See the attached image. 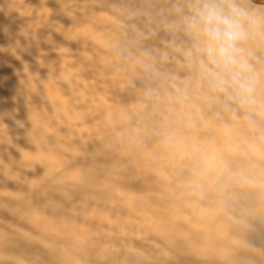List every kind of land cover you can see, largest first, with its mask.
I'll return each instance as SVG.
<instances>
[{
  "label": "bare ground",
  "instance_id": "bare-ground-1",
  "mask_svg": "<svg viewBox=\"0 0 264 264\" xmlns=\"http://www.w3.org/2000/svg\"><path fill=\"white\" fill-rule=\"evenodd\" d=\"M81 2L0 3V264H264V5L240 106L190 0Z\"/></svg>",
  "mask_w": 264,
  "mask_h": 264
},
{
  "label": "clouds",
  "instance_id": "clouds-1",
  "mask_svg": "<svg viewBox=\"0 0 264 264\" xmlns=\"http://www.w3.org/2000/svg\"><path fill=\"white\" fill-rule=\"evenodd\" d=\"M188 8L184 21L198 38L210 88L237 105L255 104L259 74L252 63L254 53L245 46L254 24L252 13L237 0H190Z\"/></svg>",
  "mask_w": 264,
  "mask_h": 264
},
{
  "label": "rangeland",
  "instance_id": "rangeland-1",
  "mask_svg": "<svg viewBox=\"0 0 264 264\" xmlns=\"http://www.w3.org/2000/svg\"><path fill=\"white\" fill-rule=\"evenodd\" d=\"M1 1H2V3H3L4 0H1ZM1 1H0V3H1ZM7 1H9L10 3L13 1V2H15V4L18 3V5H20V6H21V4L23 3V4H22V8L24 7L25 4H27V5L29 4L28 6H25V8H26L27 10L29 9L30 12H31V11H32V12H35V11H36L35 14H39V13H38V10H39V9H40V10L43 9V12H41L42 10H41V11L39 10V12H40V16H41V17H42V15L44 16V14L46 13L47 10H51L50 13H49V11H47V12L49 13V15H50L51 12H53L54 9H55L56 7L60 6L59 4L65 3L66 5L71 6V4L74 5V4L77 3V4H76V6H77V5H78V2H79V0H68V1H67V0H58V3H59V4H58V3H57V0H54L53 2L47 0L46 2H47L49 5H47V6H45V5L42 6L41 3L43 2V0H41L42 2L39 1L38 3H37L38 0H37V1L35 0L37 4H40V5H41V6H38V5H36V3H35L34 0H33L34 2L31 1V0H29V2H28V0H7ZM55 1H56V2H55ZM70 1H71V2H70ZM82 1H83V3L81 2V4H85V3L90 2L91 0H90V1L88 0V2H87V0H82ZM250 1H251L252 3H254V4H262V5H264V0H250ZM49 2H50V3H49ZM5 3H8V2H6V0H5ZM5 3H3L2 5L4 6ZM10 3H8V4H10ZM31 3H32V4H31ZM51 3L53 4V6L51 5L52 7L50 6ZM55 3H56V4H55ZM68 3H70V4H68ZM34 4L36 5L37 8L39 7L38 10H37V8L34 7V6H35ZM5 5L7 6V4H5ZM11 5H12V4H11ZM0 6H1V5H0ZM9 6H10V5H9ZM13 6H14V5H13ZM13 6H12V7H13ZM31 6L34 7V8H33L34 10L31 8ZM48 6H49L50 8H48ZM54 6H55V7H54ZM10 7H11V6H10ZM17 7H19V6H17V4H16V6L14 7V10H15ZM27 7H28V8H27ZM45 7H46V10H44ZM30 9H32V10H30ZM35 9H36V10H35ZM16 10H17V12L20 11L19 13H22V12H21V9H18V8H17ZM16 10H15V11H16ZM18 10H19V11H18ZM44 11H45V12H44ZM42 13H43V14H42ZM46 14H47V13H46ZM46 14H45V15H46ZM261 14H263V12H262ZM47 15H48V14H47ZM105 15H106V16H105ZM101 16H102L103 18H104V17L106 18L107 16H109V13H108V15H107V14H103V15H101ZM259 16H262V15H259ZM102 17H101V18H102ZM263 17H264V16H263ZM263 17H262V18H263ZM99 18H100V17H99ZM262 18H261V19H262ZM258 19H259V18H258ZM258 19H257V20L255 19V20H256V21H255L256 23L258 22ZM261 19H260V20H261ZM262 20H263V22H264V18H263ZM260 22H261V21H260ZM260 22H258V23L262 25L263 22H261V23H260Z\"/></svg>",
  "mask_w": 264,
  "mask_h": 264
}]
</instances>
